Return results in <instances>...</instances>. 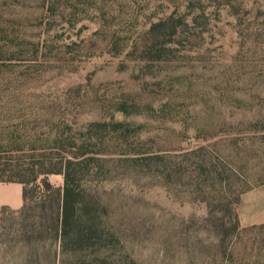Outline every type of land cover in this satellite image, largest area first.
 <instances>
[{
	"label": "rangeland",
	"instance_id": "374dc122",
	"mask_svg": "<svg viewBox=\"0 0 264 264\" xmlns=\"http://www.w3.org/2000/svg\"><path fill=\"white\" fill-rule=\"evenodd\" d=\"M63 94L52 115L71 142L89 137L81 181L111 257L181 264L184 246L215 241L188 183L197 148L244 188L231 241H264V0H0V162L28 181L41 176L28 155H52L57 132L40 108ZM173 162L181 178H160ZM30 215L0 213V241H23Z\"/></svg>",
	"mask_w": 264,
	"mask_h": 264
},
{
	"label": "trees",
	"instance_id": "16d2710c",
	"mask_svg": "<svg viewBox=\"0 0 264 264\" xmlns=\"http://www.w3.org/2000/svg\"><path fill=\"white\" fill-rule=\"evenodd\" d=\"M172 22L168 16L165 24L169 28L168 35L173 34L176 27ZM161 23H153L150 30L158 31ZM63 96L44 101L40 108L51 113L47 114L48 118L52 116L57 121V132L50 148L52 155L43 151L28 155L29 158H38L30 166L35 167L41 176L28 181L17 160L10 164L0 162V181L21 184L22 203L15 212L31 211L29 219L23 220V241H0V264H137L133 259L111 257L108 253L115 242L108 240L117 242V238L101 223L95 192L81 181L93 158L92 153L84 148L89 137L81 133L71 142L63 130L67 127L63 116L52 115L54 109L64 108L67 104L65 94ZM116 126L121 127L122 123L114 122L113 127ZM200 149L194 151L196 160L189 172L188 183L195 190L192 192L200 194L198 200L206 208L201 221L214 232L215 241H193L184 246L179 251L181 264H261L264 262V241H231L240 228L236 206L244 188L239 184L233 187L222 169L200 156ZM157 158L160 156L151 159ZM156 166L160 178L169 175L181 178L177 162L171 167ZM197 169L202 171V177ZM48 173L60 174L61 185L54 186L46 177ZM5 210L0 208V213ZM46 233L50 234L51 241H43Z\"/></svg>",
	"mask_w": 264,
	"mask_h": 264
},
{
	"label": "crops",
	"instance_id": "0c3cea01",
	"mask_svg": "<svg viewBox=\"0 0 264 264\" xmlns=\"http://www.w3.org/2000/svg\"><path fill=\"white\" fill-rule=\"evenodd\" d=\"M22 203L21 184L17 182L0 181V208L8 210H17ZM257 221H245L246 224L255 223Z\"/></svg>",
	"mask_w": 264,
	"mask_h": 264
}]
</instances>
